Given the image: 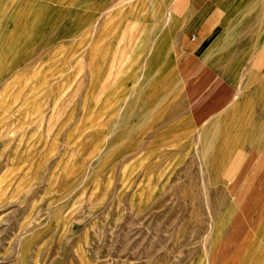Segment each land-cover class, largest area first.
Listing matches in <instances>:
<instances>
[{"label": "rangeland", "instance_id": "1", "mask_svg": "<svg viewBox=\"0 0 264 264\" xmlns=\"http://www.w3.org/2000/svg\"><path fill=\"white\" fill-rule=\"evenodd\" d=\"M215 8L0 0V264H264V0Z\"/></svg>", "mask_w": 264, "mask_h": 264}, {"label": "crops", "instance_id": "2", "mask_svg": "<svg viewBox=\"0 0 264 264\" xmlns=\"http://www.w3.org/2000/svg\"><path fill=\"white\" fill-rule=\"evenodd\" d=\"M214 1L215 0H188V14L191 16V19L195 18L194 23H198V30L206 32L216 29L215 25L218 21V15L221 14V12H219L221 8H215L209 13L206 12L207 9L214 5ZM160 2H162V0H159V3ZM181 2L182 0H173V9L177 10ZM200 49L201 48L198 47L195 52L199 53ZM257 78L259 80L253 86L251 94L253 107L252 125L259 128V136L262 137L263 132L260 131V128H264V75L261 76L259 73ZM259 141L261 140L259 139ZM244 254L246 253L244 252Z\"/></svg>", "mask_w": 264, "mask_h": 264}]
</instances>
